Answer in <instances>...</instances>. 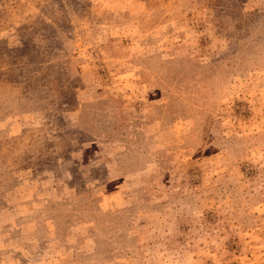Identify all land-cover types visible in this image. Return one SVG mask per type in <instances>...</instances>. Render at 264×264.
Listing matches in <instances>:
<instances>
[{"label":"rangeland","instance_id":"1","mask_svg":"<svg viewBox=\"0 0 264 264\" xmlns=\"http://www.w3.org/2000/svg\"><path fill=\"white\" fill-rule=\"evenodd\" d=\"M0 264H264V0H0Z\"/></svg>","mask_w":264,"mask_h":264}]
</instances>
